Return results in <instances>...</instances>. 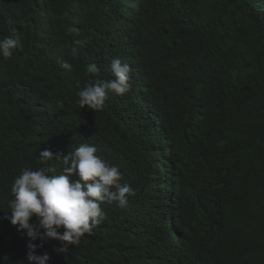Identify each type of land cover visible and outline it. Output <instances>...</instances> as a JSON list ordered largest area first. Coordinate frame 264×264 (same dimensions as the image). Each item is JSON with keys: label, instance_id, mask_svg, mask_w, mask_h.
Instances as JSON below:
<instances>
[{"label": "trees", "instance_id": "trees-1", "mask_svg": "<svg viewBox=\"0 0 264 264\" xmlns=\"http://www.w3.org/2000/svg\"><path fill=\"white\" fill-rule=\"evenodd\" d=\"M10 25L22 47L0 56V264H27L30 243L48 264H141L174 223L198 264H264V0H0V39ZM113 58L134 62L140 94L81 109L77 93L109 77ZM174 96L187 127L162 115ZM83 143L117 166L130 154L137 173L178 192L168 208L102 203L105 219L58 253L61 242L31 241L5 218L11 185L24 169L61 173L39 151Z\"/></svg>", "mask_w": 264, "mask_h": 264}, {"label": "clouds", "instance_id": "clouds-1", "mask_svg": "<svg viewBox=\"0 0 264 264\" xmlns=\"http://www.w3.org/2000/svg\"><path fill=\"white\" fill-rule=\"evenodd\" d=\"M9 28L10 34L0 39V56L5 59L12 58L14 51L22 47V37L17 29L11 25ZM62 67L69 71L72 69L68 62ZM100 71L95 63L87 66L89 74H99ZM107 71L111 73L109 77L88 83L77 93L81 109L87 107L100 111L111 95L137 97L140 94L144 80L137 75L132 60L113 58ZM162 115L173 129L187 127L191 120L189 105L179 96L170 98ZM50 161L62 163L60 174L49 176L48 173H55V168L42 166L37 170L24 169L14 179L12 199L8 201L10 215L5 218L31 241L39 239L43 242L47 238L61 242L63 246L56 249L58 253L66 252L68 245L78 244L84 234H90L105 219L102 203L126 208L132 200L152 207L168 208L171 195L178 192L164 178L137 173L135 160L130 154H125L122 159L124 167L117 166L88 143L80 144L68 155L54 154L50 150L39 151L41 165ZM74 176L77 179H73ZM33 217L39 218L38 223H30ZM186 236L187 231L182 225L174 223L160 238L155 249L149 252L142 247L141 264H155L154 252L157 249L169 253L175 260L173 264H198L185 251ZM28 247L27 264H48L50 257L47 253L35 255L37 245L34 243Z\"/></svg>", "mask_w": 264, "mask_h": 264}]
</instances>
